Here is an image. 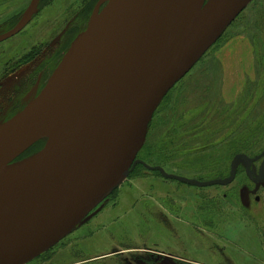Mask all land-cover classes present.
<instances>
[{"label":"rangeland","instance_id":"374dc122","mask_svg":"<svg viewBox=\"0 0 264 264\" xmlns=\"http://www.w3.org/2000/svg\"><path fill=\"white\" fill-rule=\"evenodd\" d=\"M31 1L0 0V31L12 26ZM99 2L43 0L33 21L0 44V58L10 49L11 63H17L0 79L2 119L23 110L45 87L93 13L104 8ZM4 62L0 59V68ZM238 154L250 159L256 176L264 161V0H251L165 95L137 159L167 173L210 181L229 179ZM245 165L240 158L231 184L210 186L167 179L137 165L72 233L26 264H160L145 250L171 252L198 264H264V188L254 189ZM207 210L213 229L200 233L195 226ZM156 214L165 215L171 229Z\"/></svg>","mask_w":264,"mask_h":264},{"label":"water","instance_id":"95a60500","mask_svg":"<svg viewBox=\"0 0 264 264\" xmlns=\"http://www.w3.org/2000/svg\"><path fill=\"white\" fill-rule=\"evenodd\" d=\"M32 0L0 42L24 29ZM251 0H101L40 94L0 124V264H26L73 232L138 165L208 186L137 159L169 90ZM46 139L35 154L18 159Z\"/></svg>","mask_w":264,"mask_h":264},{"label":"flooded vegetation","instance_id":"af4514ba","mask_svg":"<svg viewBox=\"0 0 264 264\" xmlns=\"http://www.w3.org/2000/svg\"><path fill=\"white\" fill-rule=\"evenodd\" d=\"M98 1H101V0H98ZM42 2H43V0L40 2V4H39V6H38V12L33 16V18H32V20L27 24V26L33 21V19L38 15V13L40 12V10H41V4H42ZM98 5V4H97ZM100 6V5H99ZM98 6V7H99ZM102 6H100L99 8H101ZM25 11V10H24ZM23 14V13H22ZM22 14L19 16V18L17 19V21L12 25V26H10L9 28H6V29H4L3 31H0V34H2V33H5V32H7V31H9V30H11L18 22H19V20H20V18H21V16H22ZM26 26V27H27ZM25 27V28H26ZM24 28V29H25ZM24 29H22L19 33H17V34H15L14 36H12V37H10V38H8V39H5V40H3V41H1L0 42V44L1 43H3V42H6V41H8V40H10V39H12L13 37H15V36H17L18 34H20ZM16 42H18V41H16ZM16 42H14L13 44H16ZM33 51V50H32ZM31 51V52H32ZM7 53V55L5 54L4 56H1V61H5L4 62V65L0 68V79L3 77V79H4V77L6 78V77H8L7 76V74L9 73V72H11V71H13V70H15L16 69V66H17V63H16V61H13V63H11V59H10V56H9V53L11 52L10 51V49H7V51H6ZM0 55H1V53H0ZM9 64H12V66H10ZM58 66V64L56 65V67ZM42 75V74H41ZM49 79V78H48ZM47 79V80H48ZM42 80V78H41V76H40V78H39V81H38V83H37V85L38 84H40V81ZM2 84V81L0 80V85ZM44 88V87H43ZM43 88H41L40 89V91H39V93L42 91V89ZM1 90V89H0ZM38 93V94H39ZM21 111V110H20ZM18 112H15V113H13L11 116H9L10 115V112L8 113L7 112V114L5 113V117L2 119L1 118V110H0V124L1 123H3V122H6V121H8L9 119H11L14 115H16ZM9 116V117H8ZM44 146V145H43ZM42 146V147H43ZM41 147V148H42ZM249 165H251V163L249 164ZM250 168H251V166H250ZM245 170H246V172H247V169H246V165H245ZM238 171V167H237V163H236V176H235V178H234V180L236 179V177H237V172ZM233 180V181H234ZM253 182V181H252ZM253 185H254V189H256V184H254L253 183ZM264 188V182L263 183H261L260 184V186H259V188H258V190L259 189H261V188ZM257 190V189H256ZM245 193H246V191H245ZM257 199H259V198H257ZM216 206H220V205H216ZM222 207V206H221ZM220 208L218 207L217 209H216V215L217 216H222L223 215V210H219ZM202 212V211H201ZM210 211L209 210H207L206 212H205V214H200L199 216L200 217H198V219H199V226L198 225H196L195 227H196V230H201V232L200 233H202V231H204V229H207V228H211V229H213L212 227H213V219L212 218H209V213ZM170 213L173 215V211H170ZM156 216H157V220L161 223V224H163V225H167V224H169V222H168V219H167V217L165 216V215H158V214H156ZM174 216L177 218L178 217V214L175 212V214H174ZM203 216H205V217H203ZM211 220V221H210ZM169 227H170V224H169ZM170 229H171V227H170ZM172 239V238H171ZM171 249H172V247L174 246L173 245V243H171ZM134 252H142L143 250L142 249H132ZM170 250V249H169ZM147 253H150V252H152V253H154V255L153 256H150V257H153V258H155V260H156V262H158V263H160V264H164V261L163 260H165L166 259V261H174V262H176V263H178V264H198V263H196V261L197 260H188V259H184L183 257H179L178 255H176V254H172L171 252H169V253H164V252H162V251H149V250H145ZM168 259H171V260H168Z\"/></svg>","mask_w":264,"mask_h":264},{"label":"trees","instance_id":"16d2710c","mask_svg":"<svg viewBox=\"0 0 264 264\" xmlns=\"http://www.w3.org/2000/svg\"><path fill=\"white\" fill-rule=\"evenodd\" d=\"M42 141L37 142L36 144H34L31 148H29L25 153H23L18 159H23L26 157L31 156L32 154L36 153L37 151H39L41 149V147L43 145H41ZM41 145V147H40ZM40 147L38 150L34 151L36 148ZM141 165V164H139ZM144 166V165H143ZM150 170V169H149ZM151 171H157V170H151ZM159 172V171H157ZM160 173V172H159ZM175 180V179H174ZM220 210V209H219Z\"/></svg>","mask_w":264,"mask_h":264}]
</instances>
